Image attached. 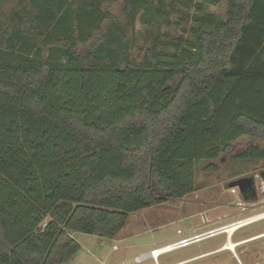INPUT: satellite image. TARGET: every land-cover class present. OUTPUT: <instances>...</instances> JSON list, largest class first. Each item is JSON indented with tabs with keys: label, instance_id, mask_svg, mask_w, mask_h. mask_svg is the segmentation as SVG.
Segmentation results:
<instances>
[{
	"label": "trees",
	"instance_id": "1",
	"mask_svg": "<svg viewBox=\"0 0 264 264\" xmlns=\"http://www.w3.org/2000/svg\"><path fill=\"white\" fill-rule=\"evenodd\" d=\"M221 4L0 0V264H67L74 233L113 239L195 192L198 162L264 140V0ZM138 21L159 32L139 63Z\"/></svg>",
	"mask_w": 264,
	"mask_h": 264
},
{
	"label": "rangeland",
	"instance_id": "2",
	"mask_svg": "<svg viewBox=\"0 0 264 264\" xmlns=\"http://www.w3.org/2000/svg\"><path fill=\"white\" fill-rule=\"evenodd\" d=\"M108 8L125 21L121 1ZM226 8L227 0H222L221 5H212L208 11L224 17ZM179 15L173 14L171 19L174 23L179 21ZM134 33L132 56L139 63L144 59L147 47L153 44L151 35L159 32L147 29L138 21ZM165 33L177 37L183 32L174 25L161 29V39L168 40ZM130 36L133 38L132 32ZM165 48L171 49L162 47ZM251 146L264 149V140L242 136L229 153L216 160L198 162L195 192L182 199L132 213L124 229L113 239L74 233L72 236L81 244V250L67 264H264V236L254 238L264 234V219L243 226L234 233L233 241H245L237 247L236 253L228 249L220 251L228 237L227 233H221L162 254L159 259H137V256L141 257L152 249L264 212V159L238 157ZM211 164L216 165L218 170H208ZM243 177H254L256 195L253 197H245L238 187H229L230 182ZM195 255L200 257L184 263L185 258Z\"/></svg>",
	"mask_w": 264,
	"mask_h": 264
},
{
	"label": "bare ground",
	"instance_id": "3",
	"mask_svg": "<svg viewBox=\"0 0 264 264\" xmlns=\"http://www.w3.org/2000/svg\"><path fill=\"white\" fill-rule=\"evenodd\" d=\"M261 219H264V212L256 214V215L251 216V217H247V218H244V219H240V220L234 221L232 223H229V224H227V225H225V226H223L221 228H218V229H215V230H212V231L209 230V232L202 233V234H200L198 236H195V237L192 236L191 239H194L196 237L203 236V235L205 237L206 236L209 237V236H213V235H217V234H221V233H227L228 234L227 242L221 247L220 251L228 249V250L232 251L233 253H236L237 246L241 245L245 241H241V242L233 241L232 237H233L234 233L236 231H238V229H240L241 227L249 225V224L254 223L256 221H259ZM262 236H264V234L255 236L254 238H259V237H262ZM254 238H251V239H254ZM173 245H174V243H171V244H167V245L158 247V248L154 249L155 252H153V253H152L153 250H151L149 252L150 256H152V257L155 256L156 257L155 259H158L162 254H165L170 249H173V247H174Z\"/></svg>",
	"mask_w": 264,
	"mask_h": 264
},
{
	"label": "built area",
	"instance_id": "4",
	"mask_svg": "<svg viewBox=\"0 0 264 264\" xmlns=\"http://www.w3.org/2000/svg\"><path fill=\"white\" fill-rule=\"evenodd\" d=\"M198 235H200V234H198ZM198 235H196V236H198ZM195 237V236H194ZM203 237H205L204 235L203 236H199V237H196V238H194V239H191L192 237H187V238H183V239H180V240H178L177 242H174V247H173V249H170L169 251H167V252H170V251H173V250H175V249H178V248H184V247H187V246H189L190 244H192V243H194V242H197V241H199V240H201V238H203ZM115 248H117V246H115ZM153 252H155V250L153 249V251H152V253ZM148 257H152V256H150V253L148 252V253H145V254H142L141 255V257L139 256H137V259H145V258H148ZM153 258H156L155 256L153 257Z\"/></svg>",
	"mask_w": 264,
	"mask_h": 264
},
{
	"label": "water",
	"instance_id": "5",
	"mask_svg": "<svg viewBox=\"0 0 264 264\" xmlns=\"http://www.w3.org/2000/svg\"><path fill=\"white\" fill-rule=\"evenodd\" d=\"M253 186H254V177H243L229 183V187H238L242 192L246 191L248 188H253Z\"/></svg>",
	"mask_w": 264,
	"mask_h": 264
},
{
	"label": "flooded vegetation",
	"instance_id": "6",
	"mask_svg": "<svg viewBox=\"0 0 264 264\" xmlns=\"http://www.w3.org/2000/svg\"><path fill=\"white\" fill-rule=\"evenodd\" d=\"M240 190V189H239ZM240 192L245 196V197H248L251 195H256V186H255V179H254V186L253 188H248L246 191H241Z\"/></svg>",
	"mask_w": 264,
	"mask_h": 264
},
{
	"label": "crops",
	"instance_id": "7",
	"mask_svg": "<svg viewBox=\"0 0 264 264\" xmlns=\"http://www.w3.org/2000/svg\"><path fill=\"white\" fill-rule=\"evenodd\" d=\"M167 245V244H166ZM238 247V246H237ZM156 249V248H155ZM237 249V248H236ZM153 250V249H152ZM199 255V254H198ZM202 255V253L200 254V256ZM200 256H197V255H195V256H190V257H187V258H185L184 260H185V262L184 263H190V262H192L194 259H197L198 257H200ZM197 257V258H196ZM159 259V258H158Z\"/></svg>",
	"mask_w": 264,
	"mask_h": 264
}]
</instances>
